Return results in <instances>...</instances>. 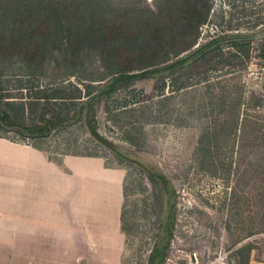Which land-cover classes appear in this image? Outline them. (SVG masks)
<instances>
[{
    "label": "rangeland",
    "instance_id": "374dc122",
    "mask_svg": "<svg viewBox=\"0 0 264 264\" xmlns=\"http://www.w3.org/2000/svg\"><path fill=\"white\" fill-rule=\"evenodd\" d=\"M0 15V54L45 55L33 68L39 79H29L18 59L0 57L4 92L33 86L58 90L68 84L108 88L104 97L83 99L80 121L47 138L33 140L18 129H0V136L39 146L52 158L72 152L99 157L106 167L125 172V264H235L225 227L230 210L220 207L227 198L226 180L198 169L203 124L198 104L224 89L233 96L242 89L241 114L249 116L251 138L237 139L235 167L242 174L247 162L264 164L263 142H252L264 132V0H9ZM137 35L139 47L148 43L147 55L156 58L140 61L119 45V39ZM190 43L195 45L188 49ZM150 63L159 65L140 70ZM121 71L130 79L115 82ZM113 82L115 88L132 85L142 103L107 113L109 104L127 96L119 90L108 100ZM62 112L72 118L74 108ZM214 113L218 116L219 109ZM151 176L168 184L162 209ZM250 264H264V255L254 253Z\"/></svg>",
    "mask_w": 264,
    "mask_h": 264
},
{
    "label": "crops",
    "instance_id": "0c3cea01",
    "mask_svg": "<svg viewBox=\"0 0 264 264\" xmlns=\"http://www.w3.org/2000/svg\"><path fill=\"white\" fill-rule=\"evenodd\" d=\"M125 172L0 138V264H125Z\"/></svg>",
    "mask_w": 264,
    "mask_h": 264
},
{
    "label": "trees",
    "instance_id": "16d2710c",
    "mask_svg": "<svg viewBox=\"0 0 264 264\" xmlns=\"http://www.w3.org/2000/svg\"><path fill=\"white\" fill-rule=\"evenodd\" d=\"M8 1L0 0V12L7 8ZM143 23L144 27L148 29V20H144ZM33 24H37V22H33ZM99 26L103 32L106 31L102 24L99 23ZM127 28L130 31L133 30L134 23H131ZM158 29L160 30L159 26ZM13 30H17L16 27ZM139 40L140 35H137V37L121 38L118 42H120L119 45L123 49H130L131 52H135L139 56L138 59L140 61H147L149 58L158 56V54L153 55L151 53L147 55L152 49L151 46L146 43L139 47ZM219 40L214 43H219ZM194 45V43H190L188 49H191ZM152 47L155 49L153 45ZM233 47L243 48L244 46L233 44ZM209 48L203 49V51L198 50V53H203ZM0 57L8 59V61L14 58L18 59L21 67H26L29 71V79L33 77L39 79L36 70L33 68L39 67L45 61V55L39 52L32 56L29 53H19L17 55L3 53L0 54ZM73 57L77 58V56ZM157 65L159 64H145L143 65L144 68L140 70ZM122 71L119 73L120 77L115 78V82H125L130 79L125 74L126 72ZM115 84L113 82L109 86V89L112 87V91L109 93L108 100L119 90L125 92L127 96L120 102H115L117 104L113 105V107L109 104L107 113L112 114L120 109L130 111L132 106L142 103L140 94H135L136 90L132 88V85L128 84L123 88H115ZM74 85H64L59 87L58 90H48L39 88V86L17 88L16 92H4L3 89H0V106L4 108L3 112H0V129L22 130L25 137L33 140L47 138L55 129L70 126L74 122L81 120L84 109V102L82 101L84 98L92 102L103 96L108 90V88L102 90L99 85L94 84H87L83 90ZM71 87L74 89V93L66 94V90ZM177 90L180 92L184 88H177ZM200 92L201 90L198 89V94ZM242 93V89H237L233 96L230 90L224 89L218 97H213L214 94L208 98L201 97L198 109L203 115V124L198 139L197 152L200 172L215 178L220 176L226 180L227 198L220 207L227 206L230 210V221L225 226L232 238L229 247L230 255L233 256L235 264H250L254 253H259L261 256L264 255V164L254 166L251 162H247L245 173L242 174H239V170L235 167L234 156L240 154V148L236 150L238 148L236 147L238 145L237 139L251 138V134L248 132L249 116L241 114ZM263 94H261V97H264ZM261 97H259V101H263ZM252 98H257V96L254 94ZM162 102H159V104H162ZM250 104H252V101ZM70 107L74 108L72 118L68 114L64 116L62 112V109H64V112H68ZM67 108L68 110H66ZM216 109H219L218 116H215L214 113ZM210 113L212 114L210 115ZM27 120L31 123L29 126L26 125ZM0 138L10 139L7 136H0ZM258 139L264 144V132L260 137L254 138L252 142ZM242 146L244 145L242 144ZM66 154L84 156L73 152ZM251 155L249 156L250 159H252ZM243 158L249 159L245 156ZM232 177H235L233 181ZM150 179L156 193L154 198L162 209L164 207V192L168 189V184L163 182V178L159 179L151 176ZM124 196L126 198L125 189ZM123 218L124 214L122 213V229L126 233V229L123 227ZM160 252L164 255L165 248H161Z\"/></svg>",
    "mask_w": 264,
    "mask_h": 264
},
{
    "label": "built area",
    "instance_id": "2783aa9c",
    "mask_svg": "<svg viewBox=\"0 0 264 264\" xmlns=\"http://www.w3.org/2000/svg\"><path fill=\"white\" fill-rule=\"evenodd\" d=\"M196 264H198V261L196 260Z\"/></svg>",
    "mask_w": 264,
    "mask_h": 264
}]
</instances>
